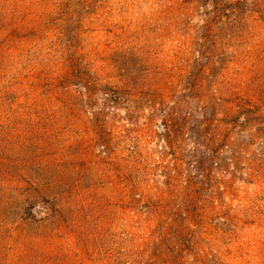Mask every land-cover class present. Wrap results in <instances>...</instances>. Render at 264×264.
I'll list each match as a JSON object with an SVG mask.
<instances>
[{
	"label": "rangeland",
	"instance_id": "1",
	"mask_svg": "<svg viewBox=\"0 0 264 264\" xmlns=\"http://www.w3.org/2000/svg\"><path fill=\"white\" fill-rule=\"evenodd\" d=\"M177 1L110 0L82 14L76 47L58 26L0 45V226L11 256L264 264V115L251 129L228 122L246 98L264 114V0H246L241 31L207 39L195 4ZM187 112L206 120L197 152ZM31 185L54 200L63 222L52 233L43 212L20 217L26 197L41 199ZM164 207L196 211L167 225L153 211Z\"/></svg>",
	"mask_w": 264,
	"mask_h": 264
},
{
	"label": "trees",
	"instance_id": "2",
	"mask_svg": "<svg viewBox=\"0 0 264 264\" xmlns=\"http://www.w3.org/2000/svg\"><path fill=\"white\" fill-rule=\"evenodd\" d=\"M169 1L168 10H179L182 6L177 0L173 2H171V0ZM182 1L194 3L197 7L196 15L202 21L200 23L201 31L204 33L203 38L206 39L208 34L213 31L220 33L224 32L226 36L228 35V31L231 33L234 29L241 31L242 24L247 17L246 10H251V8H245L246 5L248 6L246 0ZM107 2H110V0H0V34L3 33L2 37L0 35V45L4 42L13 41L15 37L17 38L19 36L39 39L43 29L58 26L60 33L63 35V38H59V40H63L70 47L75 46L79 37V31L82 27V14L94 13V10L104 7ZM50 5H52L53 8L49 9ZM218 43L222 44L223 42H221L220 39ZM75 52L76 51H74L73 54H76ZM42 79H47L42 80L44 82L41 81L40 84L47 87L45 90L49 92L51 90L50 86L54 85V78L49 76L48 78ZM112 92L115 93V95L112 96L114 100L118 99L119 91L114 89ZM238 102L228 122L236 127H250V129L254 123L260 125L264 114L256 105V101L246 98ZM186 115L188 116L184 118L185 123H187L184 135L189 141V147L197 152L199 151L198 146L201 144L198 127L203 126L206 120L204 118L197 123L196 121L188 120L191 116L190 112H187ZM163 127L166 130V124ZM262 129H264V127L261 126L260 130ZM256 130H258V128H256L255 131ZM257 144H262V142ZM220 152L221 151H217V155L220 154ZM43 185L48 188L51 185V181L47 180L43 182ZM31 189V195L36 194L37 197L40 196L41 199L29 201V197L25 196L28 204L23 208V214L20 216L21 219L23 221L28 218L33 219L34 213L43 212L45 214V219L48 220L46 224L49 226V232H54V229L59 228L63 221L56 218L57 208L55 207L53 198L44 197L37 186L31 185ZM144 211H150L149 207L145 205ZM153 211L157 212L158 216L166 217L165 221H167V225H172L171 220H173L176 215L184 220L186 219V215L195 212L196 209L191 208L183 210L164 207L155 208ZM190 219L192 218H188V223H190ZM183 227L185 228L183 231H189V229H191L186 223H184ZM3 228L5 227L0 226V264H50V262L47 263V261L38 260L36 256L26 255V253L11 256L10 251L13 250V247L8 246L5 241V233L9 229ZM14 230L18 233H22V235L28 236L27 232L24 231V228H22L20 224L17 225ZM176 235L179 236L180 232ZM48 236L50 237L51 235L48 234ZM55 259L56 256L49 257V261L52 260L51 264Z\"/></svg>",
	"mask_w": 264,
	"mask_h": 264
}]
</instances>
